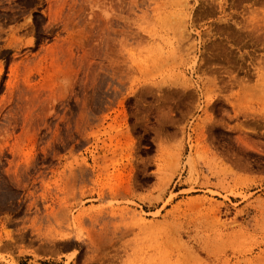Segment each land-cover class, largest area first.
Here are the masks:
<instances>
[{
	"label": "rangeland",
	"instance_id": "1",
	"mask_svg": "<svg viewBox=\"0 0 264 264\" xmlns=\"http://www.w3.org/2000/svg\"><path fill=\"white\" fill-rule=\"evenodd\" d=\"M11 263L264 264V0H0Z\"/></svg>",
	"mask_w": 264,
	"mask_h": 264
},
{
	"label": "bare ground",
	"instance_id": "2",
	"mask_svg": "<svg viewBox=\"0 0 264 264\" xmlns=\"http://www.w3.org/2000/svg\"><path fill=\"white\" fill-rule=\"evenodd\" d=\"M30 92V91H29ZM11 264H15V263H11Z\"/></svg>",
	"mask_w": 264,
	"mask_h": 264
}]
</instances>
